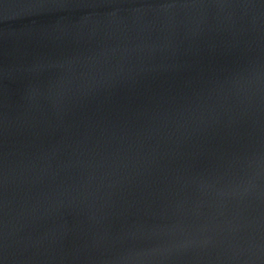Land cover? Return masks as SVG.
Instances as JSON below:
<instances>
[{
  "label": "water",
  "instance_id": "95a60500",
  "mask_svg": "<svg viewBox=\"0 0 264 264\" xmlns=\"http://www.w3.org/2000/svg\"><path fill=\"white\" fill-rule=\"evenodd\" d=\"M0 264H264V0H0Z\"/></svg>",
  "mask_w": 264,
  "mask_h": 264
}]
</instances>
